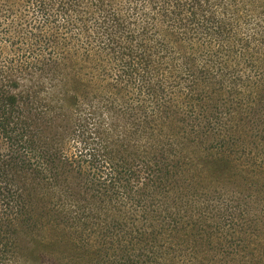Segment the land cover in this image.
I'll return each instance as SVG.
<instances>
[{
  "label": "trees",
  "instance_id": "obj_1",
  "mask_svg": "<svg viewBox=\"0 0 264 264\" xmlns=\"http://www.w3.org/2000/svg\"><path fill=\"white\" fill-rule=\"evenodd\" d=\"M0 139V264H199L226 242L219 186L259 183L264 0H0Z\"/></svg>",
  "mask_w": 264,
  "mask_h": 264
},
{
  "label": "rangeland",
  "instance_id": "obj_2",
  "mask_svg": "<svg viewBox=\"0 0 264 264\" xmlns=\"http://www.w3.org/2000/svg\"><path fill=\"white\" fill-rule=\"evenodd\" d=\"M48 89L51 90L50 84L46 86V94ZM102 106L104 105H100L99 107ZM83 110L88 113L91 112L88 106H85V109ZM105 110L106 108L103 107V115L105 116L107 127L110 128L113 118L116 117L109 113H106L105 115ZM78 115L81 116L80 113H75L74 116ZM225 119H227V117ZM204 124L205 123L202 122V126H204ZM116 126L117 128L115 133L119 135H124L126 133L124 122L116 123ZM246 130L248 133L247 139H250V136L252 135L255 138L257 137L255 135L257 129L252 132L249 127H246ZM252 142V140H246L240 146L241 149L246 146V152L248 153L250 149H252ZM67 143L70 147L68 155L72 160H75L77 155H79L78 151L81 150V147L77 146V138L75 135L69 136L67 138ZM3 149L4 145L0 139V151ZM253 150L254 154L256 152V155H253V157L251 155H245L243 157L245 159L243 162L247 163H244L243 167L239 166V174H245L249 180H254L255 182L256 180H259V183L256 182L251 186V188L248 184L245 186L241 185L236 188L234 181L226 177V182L219 186L221 196H214L211 198V206L214 214L213 223L219 224L220 221H224L226 219V234L222 235L226 237V242L225 244H222V249L213 251L211 253L212 255L208 254L207 258L198 256L197 260L199 264H264V176L262 177V175H260L261 168H264V153L263 150L261 152L260 150H255L254 148ZM247 159H253L257 162V171L254 170V165L248 162ZM46 187L48 188L46 203H49V208L55 207V210H57V208L64 209L69 208L74 204L75 199H73V196L68 195L71 194L68 192L71 188L67 185V183H49ZM37 189L39 190L40 188L37 187ZM225 191L226 195L223 196ZM223 214L226 215V218ZM51 216H58V214L54 212ZM49 218L45 220L46 223H48ZM61 230L66 232L64 226H61ZM44 236L42 233H37V240H44L45 247H48L49 244L55 245L51 232L48 234L46 239ZM25 246L26 248L30 247V245L27 246L26 243ZM92 246L97 249L102 248L97 241H94ZM48 251V263L44 260L46 264H67L69 262L68 255L64 261H60L62 256L61 254L56 255V252L51 250ZM71 261L75 262L73 260ZM20 264L27 263L22 262Z\"/></svg>",
  "mask_w": 264,
  "mask_h": 264
}]
</instances>
